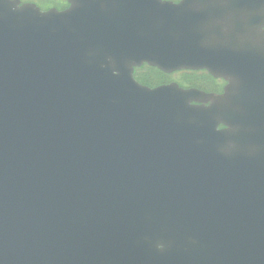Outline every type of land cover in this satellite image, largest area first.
<instances>
[{"label":"water","instance_id":"water-1","mask_svg":"<svg viewBox=\"0 0 264 264\" xmlns=\"http://www.w3.org/2000/svg\"><path fill=\"white\" fill-rule=\"evenodd\" d=\"M69 1L0 0V264H264V0Z\"/></svg>","mask_w":264,"mask_h":264},{"label":"flooded vegetation","instance_id":"flooded-vegetation-1","mask_svg":"<svg viewBox=\"0 0 264 264\" xmlns=\"http://www.w3.org/2000/svg\"><path fill=\"white\" fill-rule=\"evenodd\" d=\"M22 2L27 1V0H21ZM160 1H170L173 3H178L181 0H160ZM55 2H57L55 4ZM54 3H50L49 5H45L43 9H48L51 7H55L58 10H63L67 7H69V3L67 0H56ZM40 6V5H39ZM41 7V6H40ZM263 29V28H262ZM260 37V36H259ZM259 37H252V39L258 40ZM199 86L201 89H207V91H211L214 93L221 92L223 89V86L227 83V81L220 79V78H212V77H206L202 76L201 78L198 79Z\"/></svg>","mask_w":264,"mask_h":264},{"label":"trees","instance_id":"trees-1","mask_svg":"<svg viewBox=\"0 0 264 264\" xmlns=\"http://www.w3.org/2000/svg\"><path fill=\"white\" fill-rule=\"evenodd\" d=\"M149 72L147 74L141 73L140 71H135V77L150 86H154L156 84H159L162 82H165L168 80V75L160 72L159 70L155 68H149ZM198 80V79H197ZM180 84H183L185 86H195V74H191L189 76H185L180 81Z\"/></svg>","mask_w":264,"mask_h":264},{"label":"rangeland","instance_id":"rangeland-1","mask_svg":"<svg viewBox=\"0 0 264 264\" xmlns=\"http://www.w3.org/2000/svg\"><path fill=\"white\" fill-rule=\"evenodd\" d=\"M146 71V68H143L142 70H141V72H145ZM181 73L182 72H173V73H171L170 75H169V78H170V80H172V79H177V78H179L180 76H181Z\"/></svg>","mask_w":264,"mask_h":264}]
</instances>
